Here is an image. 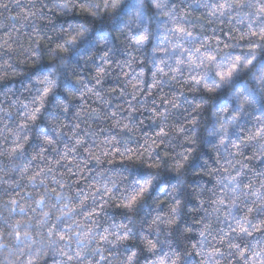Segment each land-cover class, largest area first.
<instances>
[{
  "label": "clouds",
  "instance_id": "clouds-1",
  "mask_svg": "<svg viewBox=\"0 0 264 264\" xmlns=\"http://www.w3.org/2000/svg\"><path fill=\"white\" fill-rule=\"evenodd\" d=\"M0 264H264V0H0Z\"/></svg>",
  "mask_w": 264,
  "mask_h": 264
}]
</instances>
